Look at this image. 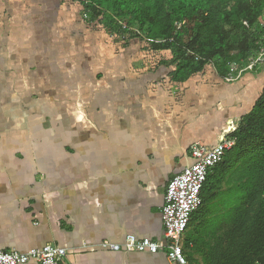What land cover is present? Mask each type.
I'll list each match as a JSON object with an SVG mask.
<instances>
[{
  "label": "crops",
  "instance_id": "obj_1",
  "mask_svg": "<svg viewBox=\"0 0 264 264\" xmlns=\"http://www.w3.org/2000/svg\"><path fill=\"white\" fill-rule=\"evenodd\" d=\"M70 1L0 0V250L55 244L60 264H172L100 243L163 239L169 179L192 143L237 128L264 70L238 83L206 67L175 81L145 58L137 70V44L118 50Z\"/></svg>",
  "mask_w": 264,
  "mask_h": 264
},
{
  "label": "trees",
  "instance_id": "obj_2",
  "mask_svg": "<svg viewBox=\"0 0 264 264\" xmlns=\"http://www.w3.org/2000/svg\"><path fill=\"white\" fill-rule=\"evenodd\" d=\"M78 2L81 13L97 20L96 26L119 45L123 39L131 42L143 34L153 51H169L171 60L160 63L173 66L169 76L179 82L213 61L217 74L225 77L230 62L245 63L254 50L260 49L264 33V0ZM228 136L234 144L208 171L201 204L192 212L186 230L191 233L183 245L189 264H258L257 257L264 254V86ZM226 183L230 185L223 189ZM232 187L238 190L236 200L220 203ZM212 214L217 215L214 221L200 220V232L189 228L195 220Z\"/></svg>",
  "mask_w": 264,
  "mask_h": 264
},
{
  "label": "built area",
  "instance_id": "obj_3",
  "mask_svg": "<svg viewBox=\"0 0 264 264\" xmlns=\"http://www.w3.org/2000/svg\"><path fill=\"white\" fill-rule=\"evenodd\" d=\"M229 133L223 134L214 145L199 142L190 145L192 162L174 174L166 186L161 208L162 240L137 238L129 234L123 243L102 242L100 245L114 251L125 249L152 254L163 251L170 263L189 264L183 249V235L188 228L192 212L201 203L200 193L208 171L222 160L225 151L234 144V139L228 136ZM65 255V248L55 244H45L41 248H30L24 252L0 250V264H60Z\"/></svg>",
  "mask_w": 264,
  "mask_h": 264
},
{
  "label": "rangeland",
  "instance_id": "obj_4",
  "mask_svg": "<svg viewBox=\"0 0 264 264\" xmlns=\"http://www.w3.org/2000/svg\"><path fill=\"white\" fill-rule=\"evenodd\" d=\"M71 1L73 2V6L75 8L78 7L80 9V13H81L82 10H81V6H80V3L78 2V0H71ZM80 17L83 20V22H85L88 25H91L92 28L97 27V29H102L101 26H96V25H98L99 22L97 20L91 21V19L89 18V15L87 13H81ZM261 22L264 23V13L261 17ZM245 25H247V23ZM135 29H136V27L134 28V30ZM108 35L110 37H112L114 40H116L112 35H110V34H108ZM133 41L137 44V46L131 47L130 51H135V52L141 53L143 55L142 58H138L134 61V63H135L134 68L137 67L136 68L137 70L140 69L142 67V65L140 64V60L142 61V59L145 58V59H147V63H144V62H142V63L144 65V67L147 68V70H156V69L172 70V69H174L173 66L164 65V64L160 63L161 60H165L167 62H169L171 60V54L169 51H166V50L157 51V52L153 51L152 48H150V40L147 39V37H145L143 34L140 38L133 39ZM119 42H121V44L119 45L120 48H118V50L121 48L124 49L123 46H125V44H127L126 46H130V42L127 39H125V40L123 39ZM259 43L261 46L260 49L254 50L255 53L253 55H250L247 58L248 60L245 63L243 61H240V62L232 61V62H230V64L228 65V73L225 75V78L227 81H229V83H234V82L238 83V81L244 80L245 77L251 76L250 74L255 75V74H258L260 71L264 70L263 69L264 68V33L260 37ZM212 63L206 65L205 67L208 69L212 68L213 70H216L215 69L216 66L214 64L215 62L213 61ZM159 66H161V68H158ZM238 124H237V126H238ZM229 185L230 184L226 183V184H223L222 187H223V189H226V188H228ZM237 192H238V190L236 188L232 187V188L228 189V191L224 193L225 196L223 197V199H221L222 201H219V202L223 203V204H227V203H231L232 201H235L236 200L235 196H236ZM215 204H217V203H215ZM189 227L193 228V224H190ZM186 233L187 232H185L183 235V245H184L185 238L187 236L191 235V233L189 231H188L189 234H186Z\"/></svg>",
  "mask_w": 264,
  "mask_h": 264
},
{
  "label": "water",
  "instance_id": "obj_5",
  "mask_svg": "<svg viewBox=\"0 0 264 264\" xmlns=\"http://www.w3.org/2000/svg\"><path fill=\"white\" fill-rule=\"evenodd\" d=\"M257 262L259 264H264V254L257 257Z\"/></svg>",
  "mask_w": 264,
  "mask_h": 264
},
{
  "label": "clouds",
  "instance_id": "obj_6",
  "mask_svg": "<svg viewBox=\"0 0 264 264\" xmlns=\"http://www.w3.org/2000/svg\"><path fill=\"white\" fill-rule=\"evenodd\" d=\"M236 129V128H235ZM231 133V132H230Z\"/></svg>",
  "mask_w": 264,
  "mask_h": 264
}]
</instances>
